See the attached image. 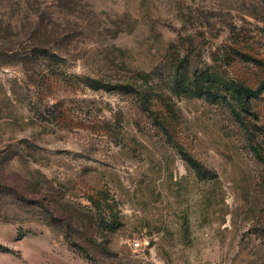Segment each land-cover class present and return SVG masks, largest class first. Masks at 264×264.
<instances>
[{
  "label": "rangeland",
  "instance_id": "374dc122",
  "mask_svg": "<svg viewBox=\"0 0 264 264\" xmlns=\"http://www.w3.org/2000/svg\"><path fill=\"white\" fill-rule=\"evenodd\" d=\"M263 84L264 0H0V264H264Z\"/></svg>",
  "mask_w": 264,
  "mask_h": 264
},
{
  "label": "trees",
  "instance_id": "16d2710c",
  "mask_svg": "<svg viewBox=\"0 0 264 264\" xmlns=\"http://www.w3.org/2000/svg\"><path fill=\"white\" fill-rule=\"evenodd\" d=\"M194 76H195V79L197 80L196 83L199 87V90H195V93H198L200 95H207V96L211 97V95H212L211 90L209 89V90L204 91L203 87H201V83H203L205 80L203 78L204 77L203 74L202 73H195ZM86 81H87L88 85H90L91 87H94V88H97V87L102 88V87L108 86L105 82L100 81V80H96V79L87 78ZM185 81L186 80H184V82ZM224 84L226 85V88H227L228 92L230 93V97H232L236 101L237 105L244 111H250L251 99L253 97H256L259 94L261 88L254 89L251 87H245L242 85H238V84H235L233 82L232 83L225 82ZM224 98L228 99L227 96H225ZM190 164L196 170V173L198 174V176L201 179H211V178L215 177V174L213 172L208 170L206 167H204L199 162H197L195 160H190ZM35 204L38 205L39 203L36 202ZM64 233L68 237L72 246H74L78 249H81L83 251H87L86 246L79 243V240L77 238H74V236L70 233L69 230L64 232Z\"/></svg>",
  "mask_w": 264,
  "mask_h": 264
},
{
  "label": "built area",
  "instance_id": "2783aa9c",
  "mask_svg": "<svg viewBox=\"0 0 264 264\" xmlns=\"http://www.w3.org/2000/svg\"><path fill=\"white\" fill-rule=\"evenodd\" d=\"M134 245H135V246H139V245H140V242H139V241H136V242L134 243Z\"/></svg>",
  "mask_w": 264,
  "mask_h": 264
}]
</instances>
